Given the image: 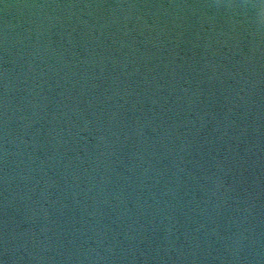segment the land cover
I'll list each match as a JSON object with an SVG mask.
<instances>
[{
	"label": "water",
	"instance_id": "95a60500",
	"mask_svg": "<svg viewBox=\"0 0 264 264\" xmlns=\"http://www.w3.org/2000/svg\"><path fill=\"white\" fill-rule=\"evenodd\" d=\"M0 264H264V0H0Z\"/></svg>",
	"mask_w": 264,
	"mask_h": 264
}]
</instances>
